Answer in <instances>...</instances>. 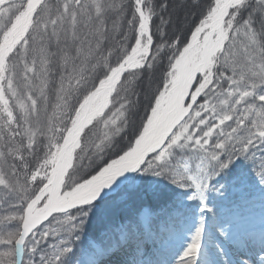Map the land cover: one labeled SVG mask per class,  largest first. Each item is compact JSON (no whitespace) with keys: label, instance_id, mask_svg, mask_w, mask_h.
Listing matches in <instances>:
<instances>
[{"label":"snow or ice","instance_id":"1","mask_svg":"<svg viewBox=\"0 0 264 264\" xmlns=\"http://www.w3.org/2000/svg\"><path fill=\"white\" fill-rule=\"evenodd\" d=\"M257 5L259 14L249 0H207L187 33L167 37L162 17L153 31L151 0H131L130 18L107 0H0V190L16 201L3 218L16 227L0 230V264H35L50 235L40 227L54 214L74 231L110 193L152 177L194 189L187 198L199 199L200 222L175 264H201L208 193L220 180L240 181L234 172L250 156L261 161L264 186V0ZM109 12L117 14L111 29ZM156 66L160 82L144 85L133 127L143 103L135 88ZM130 127L119 147L115 138ZM69 244L53 246L41 264H71ZM216 254L227 252L217 246ZM113 255L110 264H122Z\"/></svg>","mask_w":264,"mask_h":264},{"label":"rangeland","instance_id":"2","mask_svg":"<svg viewBox=\"0 0 264 264\" xmlns=\"http://www.w3.org/2000/svg\"><path fill=\"white\" fill-rule=\"evenodd\" d=\"M98 129L99 125L94 130L97 134ZM136 182L126 187L130 189ZM231 184H219L208 193V204L212 205V211L203 213L205 234L200 262L206 264L216 261L218 264H228L231 261L232 264H239L240 260H244L246 264H264V251H261L264 247V193H261L260 186L231 187ZM170 186L175 194L162 211L153 214L147 207H141L119 228L122 231L117 236V241H114L115 244L102 245L93 255L78 254L73 263L81 264L83 261L88 264L89 261H96L97 264H105L106 258L112 253H115L112 259L115 257L116 260L118 257L121 262L132 264L168 263V249L171 252V261L175 264L199 224L201 212L199 199L187 198L194 189H181L171 182ZM117 192L110 193L107 198ZM122 204L121 198L116 201L118 210L122 209ZM92 221L89 228L93 231L92 237L99 240L104 236L103 244H106L110 234L105 232L101 223L99 225ZM221 225L227 235L221 233ZM124 246L130 247V255L119 253ZM217 246H222L227 255H217Z\"/></svg>","mask_w":264,"mask_h":264},{"label":"trees","instance_id":"3","mask_svg":"<svg viewBox=\"0 0 264 264\" xmlns=\"http://www.w3.org/2000/svg\"><path fill=\"white\" fill-rule=\"evenodd\" d=\"M108 3L115 2L116 4H123L125 6V12L127 14V18H130L131 15V0H107ZM151 3L156 6L157 15L153 18V31L156 32V28L161 24V17L165 21H169L166 25L162 26L163 31L167 34V37H171L174 33L184 32L187 33L188 29L192 26L195 21H198L200 18L201 12L205 9L207 0H151ZM163 3L166 4L167 7L165 9H161L159 5ZM250 7L249 11L256 10V13L259 14L257 0H249ZM248 12L244 13V16H247ZM117 19V14L114 12H109L107 14V22L109 29H111L112 21ZM123 19V18H120ZM124 29H127V25L124 24ZM111 34V33H110ZM118 38V37H117ZM63 47V45H61ZM52 52L57 53L59 55L57 47L55 45L52 46ZM70 55H75L74 50H70ZM166 63V61H165ZM53 70L54 74L52 76L53 84L50 85L49 89V97L50 100L55 102V82L59 80V74L61 69L58 67V59H53ZM163 69L160 66L154 67V69L150 72L142 73L144 76L143 81H141L135 88V90L140 93L141 100L143 101L142 105L138 107L137 110L133 112L130 116V120L133 123V127L139 126L141 118L143 117V104L146 103L144 101V85L148 83L150 80L152 83V89L154 90L157 84H159ZM101 75V74H100ZM135 99V97H132ZM132 128L130 127L127 130V134L116 137V143L119 147H125L128 143V140L131 137ZM103 132V128L99 125L98 134ZM108 155H112L109 153ZM260 153H257V157H259ZM261 161L260 159H256L255 163L252 162L251 156L249 160L244 161L243 165L238 167L234 175L241 177L240 181L236 180H220L218 184L215 185L217 187L220 185L228 184V182L232 183L231 187L238 186H255V187H264L260 184H256L259 182L260 177L258 175ZM245 177H248L246 180ZM152 182L150 184L142 185L141 181L137 180L136 185L132 188L128 189L127 187H123L120 189L114 196L106 198L105 201L98 205L96 209L89 213V216L84 218V222L81 225L79 218L75 221L76 229L71 230V224L67 223L65 220L64 214H55L54 218L50 217L49 221L44 222V224L40 227V231L49 230L50 235L46 240H41L39 245V250L34 256H31V259L35 261V264H41V256L50 255L54 247H59V245L64 241H70L68 246L74 249V255L71 257V264H74L75 258L78 254H90L94 253L98 250V248L102 245H112L114 241H117V236L120 231L119 228L122 227L126 219H130V215L133 212H138L141 207H147L151 213L156 214L162 211L163 208L167 206L174 196V191H171L170 182L164 178H151ZM257 180V181H256ZM229 189V188H228ZM173 190V189H172ZM122 200V209L118 210L116 201L118 199ZM6 199V202H4ZM16 201L14 198L6 197V194L3 190H0V230H13L16 227L15 221H4L3 218L13 214L16 211L12 207ZM212 205L209 204V207ZM70 215H74L79 217V214L75 210H70ZM93 220V221H92ZM98 223L104 226V230L106 233H109L110 239L106 244H103V237L97 240L95 237L93 238V231L90 230V224ZM131 224V222H130ZM102 226V227H103ZM39 239V236H37ZM96 241H95V240ZM29 256H25V260L27 261Z\"/></svg>","mask_w":264,"mask_h":264},{"label":"bare ground","instance_id":"4","mask_svg":"<svg viewBox=\"0 0 264 264\" xmlns=\"http://www.w3.org/2000/svg\"><path fill=\"white\" fill-rule=\"evenodd\" d=\"M166 251H167V256H168V263L167 262H161V263H159V264H173V262L171 261V255H170V253L171 252H169L168 251V249H166ZM119 253L121 254V255H125V256H127V255H130L132 252H131V250H130V247L129 246H124V247H122L120 250H119ZM147 257V256H146ZM118 258V257H117ZM120 259V258H119ZM113 261H115L114 259H112ZM178 260V259H177ZM263 260H264V258H263ZM263 260H261V261H263ZM264 262V261H263ZM105 264H110V261H109V257H107L106 258V260H105ZM124 264H132V263H129V262H126L125 261V263ZM158 264V263H157Z\"/></svg>","mask_w":264,"mask_h":264}]
</instances>
